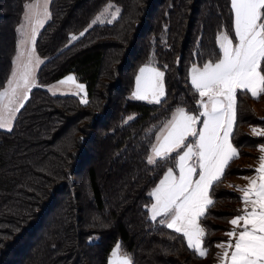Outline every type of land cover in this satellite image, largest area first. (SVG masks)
I'll list each match as a JSON object with an SVG mask.
<instances>
[{"label":"trees","instance_id":"obj_1","mask_svg":"<svg viewBox=\"0 0 264 264\" xmlns=\"http://www.w3.org/2000/svg\"><path fill=\"white\" fill-rule=\"evenodd\" d=\"M31 1L0 0V91L12 71L16 27ZM108 5L119 9L118 17L92 24ZM49 13L34 46L43 59L38 87L12 129L0 130V264H107L117 243L132 264H211L229 221L240 215V196L225 182L254 173L239 161L264 145V136L247 133L264 126L254 107L264 95L257 101L238 93L231 140L240 156L210 190L215 203L200 220L206 258L150 219L149 191L171 161L151 166L146 157L177 106L197 111L189 69L216 57L218 31L234 36L230 0H51ZM148 63L164 72L161 104L131 98ZM70 73L86 83L87 103L43 89ZM129 116L134 119L125 123ZM91 235L97 243L87 242Z\"/></svg>","mask_w":264,"mask_h":264},{"label":"snow or ice","instance_id":"obj_2","mask_svg":"<svg viewBox=\"0 0 264 264\" xmlns=\"http://www.w3.org/2000/svg\"><path fill=\"white\" fill-rule=\"evenodd\" d=\"M230 4L234 36L227 30L218 31L216 57L202 66L193 64L189 69L192 90L198 95L197 111L177 106L155 132L146 157V163L151 166L171 161L149 193L153 200L148 207L150 219L160 218L161 225L181 234L188 248L200 258L208 254L204 246L207 232L200 220L215 203L210 190L240 156L231 140L237 120L238 93L257 101L264 95V0H230ZM25 7L26 17L33 19L28 42L34 44L38 28L49 18L48 0H35ZM112 7L108 5L92 23H103L104 15ZM118 12L119 9L111 12L112 19L107 22L112 23ZM76 39L75 35L70 37V41ZM41 62L34 47L29 48L22 68L13 72L8 87L0 91V128H11L15 113L28 99L31 88L37 86L35 68ZM59 83L72 84L79 92L85 89L72 75ZM165 96L164 72L151 64L142 66L132 98L161 104ZM81 103H87L86 99ZM133 119L129 116L125 123ZM251 131L255 136H264V129L254 127ZM258 151L261 155L256 175L241 177L247 180V185L236 186L242 193L241 214L229 221L232 228L225 233L228 240L216 245L222 250L218 264H264V145ZM108 264H132V261L121 254L117 243Z\"/></svg>","mask_w":264,"mask_h":264},{"label":"rangeland","instance_id":"obj_3","mask_svg":"<svg viewBox=\"0 0 264 264\" xmlns=\"http://www.w3.org/2000/svg\"><path fill=\"white\" fill-rule=\"evenodd\" d=\"M34 2H35V0H33L31 2H28V3L25 4V6L27 4H31V3H34ZM50 2H51V0H48V11H49ZM25 6H24V12H23L22 19H21L20 23L18 24V26L16 27L17 49H16V55H15V58H14V61H13L12 71H11V74H10V76H9L5 86H4V88L1 91H4L8 87V82H9L10 78H12L13 72L14 71L19 72V70L22 68L24 62L27 60L28 49L35 46V41H36L38 33L42 30V28L45 26V24L49 21V18H50V13H49V18L47 20H45V22H44L42 27L38 28L34 44H32V43L28 42V38L31 35V28H32L33 19H32L31 16H27L26 17V13L28 12V10L26 9ZM40 6L42 7L43 5L41 4ZM115 10H116V8H114V7L109 9V11L103 17V20H104L103 23H108L107 21L109 19H112L111 12H113ZM117 17H118V14H117ZM114 20H112V21H114ZM97 23H100V22H97ZM75 36L79 37L81 35L78 34V35H75ZM22 41H24V43H21ZM21 52L24 53L22 56L20 55ZM35 55L38 56L36 54V52H35ZM18 57H19V59H18ZM40 60L42 62L39 64L38 67L35 68V81H36V85L37 86L31 88V90L28 92V96H29L30 92L33 89L38 87L36 75H37L39 67L43 63V59L40 58ZM148 64H150V63H148ZM151 65H153V64H151ZM69 75L74 76L76 78L77 83H81V84H83L85 86V89H84L83 92H79V90L76 89L75 86L72 85V84H60L59 83L61 80H64ZM135 85L136 84L134 83V87H135ZM43 89L46 90L51 95H55V96H75V97H78L80 101L82 99H86V101H87L88 90H87L86 83L79 81L78 78L76 77V75H74L72 73L67 74L63 78H61V79H59V80H57V81H55V82H53V83H51V84H49L47 86H44ZM134 90H135V88H133V91ZM76 93H79V94H76ZM21 96H22V93H21ZM131 98H132V94H131ZM132 99L135 100V101H142V102H145V103H149V102L144 101V100H136L134 98H132ZM26 101L27 100L23 101V105H24V103ZM149 104H153V103H149ZM254 107H255V110H256V113H257V118L260 119V120H264V102L257 103ZM20 109H21V107L19 108V110ZM17 113H18V111L15 113L14 118H12V120H11V128L10 129H8V128H0L1 131L9 132L12 129L13 123H14V120H15V117H16ZM254 127L258 128V129H264V126H250V127L247 128L248 135H250L252 137H261V136H255V135L252 134L251 129L254 128ZM258 148H257L256 151L253 152L254 154L252 153V151H246L247 152L246 153L247 157H244V158H242L239 161V166L240 167L245 168V169H247V168L248 169H253L254 173H252L251 175H247V176L246 175L234 176L233 178H231L230 180L225 182V187L227 189L231 190V191L236 192L240 197H241L242 193L237 190L236 186H239L240 188H243V187H245L247 185V180L246 179H242L241 177H253V176L256 175L255 168L258 166V163H259L258 157L261 155V153L258 151ZM235 177H237V178H235ZM239 208L240 209L242 208L241 201H240V204H239ZM229 226H230V230H231L232 225L230 223H229ZM224 237H225V240L221 241V242H226L228 240V237L225 234H224ZM87 242L90 243V244L97 243L98 242V236L97 235L89 236L88 239H87ZM221 242H219V243H221ZM112 250H111V252H112ZM221 251L222 250L218 249L217 246H216V252H215V255H214V260H213V262L211 264H218V256L220 255ZM111 252L109 253V256H108V259H107V264H108ZM121 254H124V253L121 252Z\"/></svg>","mask_w":264,"mask_h":264},{"label":"crops","instance_id":"obj_4","mask_svg":"<svg viewBox=\"0 0 264 264\" xmlns=\"http://www.w3.org/2000/svg\"><path fill=\"white\" fill-rule=\"evenodd\" d=\"M138 73H139V71H138ZM138 73H137V75H138ZM135 84H136V80H135ZM134 88H135V87H134ZM235 178H237V177H235ZM155 186H156V185H155ZM155 186H154V187H155ZM154 187H153V188H154ZM153 188H152V189H153ZM152 189H151V190H152ZM151 190L149 191V193L151 192ZM149 196H150V195H149ZM150 197H151V196H150ZM151 199H152V198H151ZM152 202H153V200H152ZM148 213H149V212H148ZM149 217H150V216H149ZM159 219H160V218H157V220H159Z\"/></svg>","mask_w":264,"mask_h":264}]
</instances>
